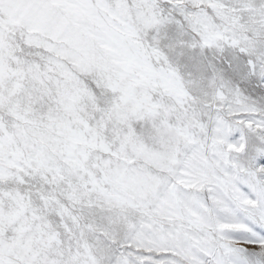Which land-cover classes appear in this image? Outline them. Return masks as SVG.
<instances>
[{"label":"snow or ice","instance_id":"6c2138e0","mask_svg":"<svg viewBox=\"0 0 264 264\" xmlns=\"http://www.w3.org/2000/svg\"><path fill=\"white\" fill-rule=\"evenodd\" d=\"M0 264H264V0H0Z\"/></svg>","mask_w":264,"mask_h":264}]
</instances>
